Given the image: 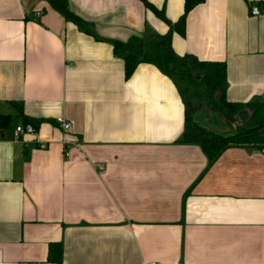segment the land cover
<instances>
[{"label": "crops", "instance_id": "obj_1", "mask_svg": "<svg viewBox=\"0 0 264 264\" xmlns=\"http://www.w3.org/2000/svg\"><path fill=\"white\" fill-rule=\"evenodd\" d=\"M148 1L170 21L183 9ZM66 2L98 39L47 0H0V264H264V148L209 163L182 142L173 82L146 63L124 78L111 41L168 29L141 0ZM171 44L224 61L228 101L264 102V0H203ZM24 116L37 133L15 139ZM56 117L72 124L68 156Z\"/></svg>", "mask_w": 264, "mask_h": 264}, {"label": "trees", "instance_id": "obj_2", "mask_svg": "<svg viewBox=\"0 0 264 264\" xmlns=\"http://www.w3.org/2000/svg\"><path fill=\"white\" fill-rule=\"evenodd\" d=\"M141 1L147 9L167 24L168 29L163 34L145 29L140 34H131L125 41H111L114 55L121 58L124 63V78H129L141 63L153 65L168 77L175 85L184 105L182 142L199 146L209 163L229 147L263 149L264 102L228 101L224 61L200 60L192 54L177 55L172 48L173 33L185 35L188 12L203 0H183L182 12L175 21H170L163 9L156 8L148 0ZM47 2L65 20L98 39L92 25L70 11L66 0ZM193 99L205 101L224 122L232 124L236 121L232 132L224 134L195 120L190 111ZM23 119V123H30L36 128L41 122V119L27 116ZM0 123L3 124V119ZM61 259V244L50 243L47 260L60 263Z\"/></svg>", "mask_w": 264, "mask_h": 264}, {"label": "built area", "instance_id": "obj_3", "mask_svg": "<svg viewBox=\"0 0 264 264\" xmlns=\"http://www.w3.org/2000/svg\"><path fill=\"white\" fill-rule=\"evenodd\" d=\"M249 13L251 15H257L260 13L259 7L257 5H252L249 7ZM38 16V14H37ZM55 124L62 132L61 145L64 156H68L72 148L77 146L75 139L71 138L72 124L64 117H56ZM37 128L30 123H20L14 129L15 139H19L26 135H36ZM36 145L44 149L46 148V143L42 141H36ZM142 264H153V263H142Z\"/></svg>", "mask_w": 264, "mask_h": 264}, {"label": "rangeland", "instance_id": "obj_4", "mask_svg": "<svg viewBox=\"0 0 264 264\" xmlns=\"http://www.w3.org/2000/svg\"><path fill=\"white\" fill-rule=\"evenodd\" d=\"M192 101L190 111L192 112L193 118L200 124L211 126L212 128L227 129L230 131L234 129L236 121H233L232 124H228L221 120L216 112L202 99H193Z\"/></svg>", "mask_w": 264, "mask_h": 264}]
</instances>
